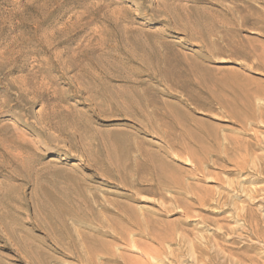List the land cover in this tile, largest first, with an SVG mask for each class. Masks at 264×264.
I'll return each instance as SVG.
<instances>
[{"label": "rangeland", "instance_id": "1", "mask_svg": "<svg viewBox=\"0 0 264 264\" xmlns=\"http://www.w3.org/2000/svg\"><path fill=\"white\" fill-rule=\"evenodd\" d=\"M242 51L264 0H0V264H264Z\"/></svg>", "mask_w": 264, "mask_h": 264}, {"label": "bare ground", "instance_id": "2", "mask_svg": "<svg viewBox=\"0 0 264 264\" xmlns=\"http://www.w3.org/2000/svg\"><path fill=\"white\" fill-rule=\"evenodd\" d=\"M211 49V48H210ZM242 57H244L246 60L250 61L252 63V68H256V69H260L261 71H264V60L263 61H259V58L257 57V55H255V53L253 52H245L242 51L239 53ZM238 54V55H239ZM240 58V57H239ZM256 58V59H255ZM239 100V99H238ZM241 105V104H240ZM246 110V109H245ZM245 114V113H244ZM256 115L254 113H251L249 115V117H246L247 120L248 119H256L255 118ZM258 117V116H257ZM246 118H244L243 120H245ZM242 121V120H241ZM246 122V121H245Z\"/></svg>", "mask_w": 264, "mask_h": 264}]
</instances>
